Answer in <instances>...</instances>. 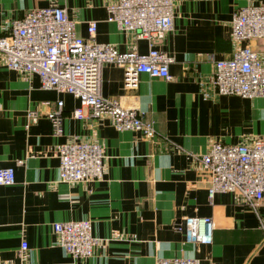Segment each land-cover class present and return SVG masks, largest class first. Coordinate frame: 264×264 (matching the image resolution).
<instances>
[{
	"label": "crops",
	"instance_id": "obj_1",
	"mask_svg": "<svg viewBox=\"0 0 264 264\" xmlns=\"http://www.w3.org/2000/svg\"><path fill=\"white\" fill-rule=\"evenodd\" d=\"M107 2L0 0V35L27 9L55 4L75 21L78 36L87 38L86 25L93 20L95 43L145 53V39L106 20ZM259 3L264 0H174L173 29L155 45L172 58L170 80L141 73L136 87L124 88L121 68L102 66L101 96L139 109L153 123L151 140L137 131H116L105 116L74 118L75 98L42 89L36 74L8 69L0 53V167H11L14 176L12 184L0 185V264H154L172 257L196 258L199 264H264L258 218L236 192L209 198L207 173L198 160L214 142L264 138V96L221 95L210 84L214 61L230 57L237 47L248 44L264 58V37L231 39L234 10ZM58 100L61 133L53 136L46 113ZM28 110L38 113L32 122ZM73 137L100 145V179L58 181L57 147ZM257 214L264 223V196ZM186 217H211L209 244L185 241L175 226L182 227ZM78 219L90 221L97 245L92 257L73 261L50 225Z\"/></svg>",
	"mask_w": 264,
	"mask_h": 264
},
{
	"label": "built area",
	"instance_id": "obj_2",
	"mask_svg": "<svg viewBox=\"0 0 264 264\" xmlns=\"http://www.w3.org/2000/svg\"><path fill=\"white\" fill-rule=\"evenodd\" d=\"M174 0H108L106 20L122 31H131L145 39L148 50L119 51L109 43H95V21L86 25L87 38L75 32V21L69 19L63 7L49 5L27 9L10 21L7 32L0 35V53L8 69L20 74H36L42 89L68 93L78 101L72 110L74 118L105 116L116 131H137L143 138L156 136L151 120L143 118L135 107L122 106L116 99L100 94L101 68L115 65L122 70L124 88L137 85L138 75L171 79L167 65L170 56L159 51L156 43L173 29ZM231 39L244 41L264 37V3L237 7L231 16ZM210 84L217 94L251 98L264 96V58L248 44L237 47L228 58L215 60ZM47 104V101L43 102ZM60 100L46 113L51 134L61 133ZM87 109V113L83 112ZM38 113L26 112L32 122ZM57 179L64 183L100 179L104 169L101 147L97 142L76 137L57 147ZM207 173L206 191L209 198L215 192H236L258 218L264 242V223L257 207L264 196V138L226 145L212 143L198 157ZM18 163L20 161H17ZM14 182L13 169L0 167V185ZM211 217H186L183 231L186 242L210 243ZM58 246L73 261L92 257L97 240L92 237L88 219L54 221L50 225ZM26 249L21 243L20 250ZM154 264H199L196 258H158Z\"/></svg>",
	"mask_w": 264,
	"mask_h": 264
}]
</instances>
